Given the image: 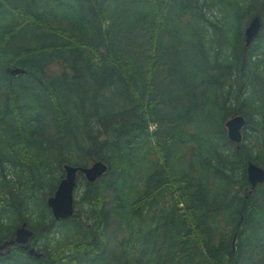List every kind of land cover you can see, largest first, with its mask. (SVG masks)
I'll list each match as a JSON object with an SVG mask.
<instances>
[{"label":"trees","instance_id":"obj_1","mask_svg":"<svg viewBox=\"0 0 264 264\" xmlns=\"http://www.w3.org/2000/svg\"><path fill=\"white\" fill-rule=\"evenodd\" d=\"M52 64L64 72L46 80ZM232 76L264 108V0H0V163L38 180L48 158L107 168L74 202L84 213L51 218L49 253L11 248L0 264H264V182L246 195L245 178L247 163L264 170V135L253 152L244 128L237 149L226 139L224 122L243 115L218 92ZM48 116L65 140L55 153ZM94 118L101 142L83 126ZM1 226L0 244L13 234Z\"/></svg>","mask_w":264,"mask_h":264},{"label":"rangeland","instance_id":"obj_2","mask_svg":"<svg viewBox=\"0 0 264 264\" xmlns=\"http://www.w3.org/2000/svg\"><path fill=\"white\" fill-rule=\"evenodd\" d=\"M213 14L217 15L215 11L212 13V15ZM216 15L215 17L219 18V16ZM215 17L213 16V20H215ZM252 17H258L260 19V28H261V13L256 12L254 15L250 16L249 19H251ZM248 22L249 20H247L245 26ZM181 32L183 34H186V32H184L183 30ZM258 60H259L258 57H256L253 62H256ZM259 67L260 66L257 65L256 70L259 69ZM63 72L64 71L59 66L52 64L45 69L44 77H46V80H48L49 78L58 77ZM65 74L68 75L70 73L68 71H65ZM161 76L162 78L165 77L162 73ZM230 79L231 80H228V82H225L224 84H222V86L219 87L218 92L219 94L224 95L223 97L227 99L225 106L229 108L230 112L234 110V112L236 113L237 112L239 113V111L243 113V115L239 114L244 118L245 121L243 128L246 137L244 140H242V144L245 151L253 152L256 146L258 145V142L263 140L262 135H264V130H262L260 126L262 123H264V108L259 103L258 99L253 100L251 98L252 95L249 96L251 94V92L249 91L250 88L248 83L249 79L245 80V78H239L233 76ZM1 99L2 98L0 97V100ZM1 101H0V109L2 105ZM247 101L248 102L250 101L251 109L246 107L249 106ZM46 102L48 104V109H49L48 111H50L49 113L52 115V105L51 103H48V100H46ZM256 104H258L257 107ZM248 110L251 111L247 112ZM46 123H47L46 131H48L47 141L48 140L50 141L49 146H51L53 152L55 153L56 147L54 144L56 143L61 144L60 146L62 147V149H65L64 137L62 135L60 136L57 135L56 133L57 128H55L52 118L50 119L49 117L48 120H46ZM83 126L84 128L93 127L92 132L94 133H96L98 129L99 130L98 140L101 142L104 139L103 128L99 126L95 118L92 120L89 119L88 121H84ZM149 131L150 132L153 131V126L149 127ZM18 155H20L19 152ZM18 159L20 160L19 156L17 157L15 164L18 162ZM69 159H70L69 162L72 165L74 163L73 155H71ZM47 162H46L47 163L46 166L47 165L48 166L46 171L44 172L47 173V175L43 177V180H38V178L34 177L32 173H30V171L26 170L25 168L19 167L18 170V168H16V165H12L7 162L0 163V180L3 182L2 183L3 188L0 189L1 190L0 213L6 214L7 209L11 211V213L8 214L10 215L9 218L4 217V215H2L0 217V221L5 220L6 223V226H1L2 235L3 232L6 230L9 232L11 231L14 232L20 225H22V223H24L25 228L28 231H30L32 234V237L28 241V246L29 247L30 245L34 246L38 250H40L41 248H46L47 253H49L50 249L52 248L51 243L53 241H48V239L51 238L52 240H60V241L61 239H58L60 238L58 235L55 236L54 234H52V229L54 227V224L51 223L52 217L48 207L45 204V199L48 196H51L52 192L54 191L53 189L52 192H49V188H48L49 184L53 187L54 181L61 177L62 171L56 168L58 159L57 161H53L52 158L51 161L48 158ZM85 162H86L85 167L91 164L90 160H85ZM111 178H114V176H111ZM75 182H76V186L72 194L73 209L74 211L80 210L84 213L85 206L83 204L81 206L75 205L74 202L79 201L80 198L82 197L84 191V184L86 182L84 181L83 177L80 174L76 175ZM244 192H245V188H240L239 191L240 195H243ZM24 193L27 195L25 196ZM28 196L29 198H27ZM164 201H168L167 195H165ZM29 203L30 205H28ZM36 218L42 219L41 224L36 225L35 222ZM46 242L49 243L46 244ZM11 248H13V245H8L7 247H5L3 249L4 253Z\"/></svg>","mask_w":264,"mask_h":264},{"label":"water","instance_id":"obj_3","mask_svg":"<svg viewBox=\"0 0 264 264\" xmlns=\"http://www.w3.org/2000/svg\"><path fill=\"white\" fill-rule=\"evenodd\" d=\"M260 29V19L252 17L243 30V45L247 47L252 40L257 36ZM11 77H18L24 72L18 68L5 69ZM244 118L240 115H232L224 122V130L226 139L235 145L237 149L238 144L242 140L241 131L244 127ZM106 165L99 161L92 162L87 167H73L67 164L61 166L62 178L57 183V186L51 196L47 197L45 204L48 207L52 220L59 221L71 217L73 214V198L72 194L75 188L76 174L80 173L86 183H93L106 172ZM245 178L249 185V190L246 195L251 194V191L264 182V170L253 163H247L245 166ZM264 205V202H263ZM32 237L30 231L25 228L24 223L20 225L12 234V238L7 242L0 244V256L9 253L7 250L2 253V250L8 245H18L26 255L37 260L41 257L40 252L34 248H28V241ZM49 264V263H47Z\"/></svg>","mask_w":264,"mask_h":264},{"label":"flooded vegetation","instance_id":"obj_4","mask_svg":"<svg viewBox=\"0 0 264 264\" xmlns=\"http://www.w3.org/2000/svg\"><path fill=\"white\" fill-rule=\"evenodd\" d=\"M13 248H15L16 250H18V251H20V252H23V253H25L23 250H21L19 247H18V245H13ZM29 248V247H28ZM4 252V250L2 251V253ZM1 257V256H0Z\"/></svg>","mask_w":264,"mask_h":264}]
</instances>
